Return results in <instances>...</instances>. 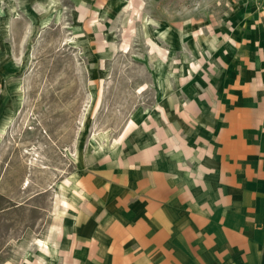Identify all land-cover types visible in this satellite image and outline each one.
I'll use <instances>...</instances> for the list:
<instances>
[{
	"label": "rangeland",
	"instance_id": "374dc122",
	"mask_svg": "<svg viewBox=\"0 0 264 264\" xmlns=\"http://www.w3.org/2000/svg\"><path fill=\"white\" fill-rule=\"evenodd\" d=\"M49 1L16 25L18 110L0 136V264L38 250L71 177L117 155L133 120L209 93L264 25V0Z\"/></svg>",
	"mask_w": 264,
	"mask_h": 264
},
{
	"label": "crops",
	"instance_id": "0c3cea01",
	"mask_svg": "<svg viewBox=\"0 0 264 264\" xmlns=\"http://www.w3.org/2000/svg\"><path fill=\"white\" fill-rule=\"evenodd\" d=\"M50 4L0 0V136L18 110L17 22ZM255 32L209 93L143 113L117 155L75 173L53 233L9 264H264V25Z\"/></svg>",
	"mask_w": 264,
	"mask_h": 264
}]
</instances>
